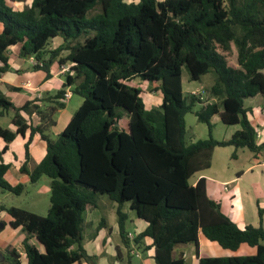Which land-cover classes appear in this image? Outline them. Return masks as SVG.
Wrapping results in <instances>:
<instances>
[{
    "label": "trees",
    "instance_id": "16d2710c",
    "mask_svg": "<svg viewBox=\"0 0 264 264\" xmlns=\"http://www.w3.org/2000/svg\"><path fill=\"white\" fill-rule=\"evenodd\" d=\"M9 1L15 0H0V75L10 70L6 51L21 45L20 56L32 58L33 69L47 76L54 64L68 65L66 87L73 86L83 99L65 130L54 137L51 130L65 108L67 90L53 101H32L21 108L0 90L2 113H12L17 127L13 132L0 125V141L6 143L0 158L28 130L25 165L33 138L39 135L47 143L43 161L31 172L24 166L22 172L33 184L50 179L48 214L0 206L13 218L11 226L26 233L28 264H95L82 241L84 215L97 208V194L118 204L127 248L129 214L124 206L129 204L148 223L134 242L141 245L151 238L156 264H186L176 248L198 246L200 234L226 250L247 244L257 253L203 257L199 264H264L263 209L259 227L241 229L209 197L205 178L191 182L212 167L216 148L247 149L257 158L264 151L249 118L252 110L245 106L246 100L264 96V0H32L21 11ZM56 38L63 45L51 49ZM184 68L191 82L215 75L209 89L214 102L203 105L184 91ZM136 79L158 84L159 107L146 108L143 89L130 85ZM196 105L200 110L195 111ZM190 113L208 125L210 137L188 145ZM24 114L36 116L39 123L29 125ZM215 116L239 130L228 140L213 138ZM126 117L128 131L120 125ZM9 169L0 163V188L20 195L25 186L6 179ZM32 238L44 250L31 244ZM8 251L11 264H21L16 250Z\"/></svg>",
    "mask_w": 264,
    "mask_h": 264
},
{
    "label": "crops",
    "instance_id": "0c3cea01",
    "mask_svg": "<svg viewBox=\"0 0 264 264\" xmlns=\"http://www.w3.org/2000/svg\"><path fill=\"white\" fill-rule=\"evenodd\" d=\"M31 3L32 0H30L28 4H24L21 0L9 1L10 6H12L13 4L14 6L17 5L19 7L18 9H15L18 11H21L26 7L30 6ZM2 31H3V25L0 24V33ZM61 45H63V40L61 38H56L55 40H53L50 48L56 49ZM20 52H21V45L13 46L6 51V56L8 57V64L10 66V70L0 75V90L7 96V98L17 108H21L26 103L32 101H44L46 99L48 101H53L52 97L56 96V94L59 93L60 91L62 90L70 91L72 93V97L65 102V108L59 110V112L57 113L56 116L57 124L51 130V133L54 137L58 136L68 126L74 113L80 108L83 101L75 103V94L73 93V86L66 87L68 74L62 73L61 67L59 66L58 63L53 65V67L51 68L50 76H47V73L45 71L34 70L33 69L34 60L32 58H27V59L22 58L20 56ZM67 54L68 52H63L62 55L66 56ZM71 76H73V74H71ZM130 85L135 87H140L142 83L138 79H136L131 81ZM14 89H18V90H14ZM199 89L200 88H192L187 92L189 93V92L197 91ZM153 98L154 100L158 99L161 102L157 104L158 106H154L153 104H151V106H149V108L151 109L159 107L162 103V96L161 98L158 97H153ZM247 101H249L250 104H247L246 103ZM45 105L46 104L44 102L43 103L41 102V106H45ZM245 106L246 108H250L252 110V112L249 115V118L252 125L260 132V137H258V142L263 143L264 142V112H263L264 96L259 95L255 98L246 100ZM12 117H13L12 113H7V112L2 113V109H0V125L4 128L10 129L13 132H16L17 127L12 124ZM24 117L28 120L30 119L28 115L24 114ZM214 118L212 119V123ZM218 118L220 119V117ZM2 121H4L7 124V126H4ZM32 123L37 125L39 123V119L36 116H33L28 121L29 125ZM120 125L125 131H128L129 130L128 118L127 117L124 118L120 122ZM237 130H239V128ZM30 135H31L30 130H28L25 133V135H18L16 139L8 145V150L4 152L0 158V163L3 162L5 164L10 165V169L6 175V179L14 186H17L19 184L24 185L25 186L24 192H27L28 185L33 183L31 182L30 176L22 172V168L25 166L27 170H29L30 172L35 170V168L43 161V159L47 155V143L44 140H42V138L39 135H37L33 138L30 144L29 147L30 160L28 161L27 165H25L26 163L25 146L30 139ZM5 145L6 143L3 140H1L0 149L3 150ZM252 154H253V158L258 160V162H254V164L251 167H249L247 170L239 174L236 179L231 178L228 180H218L217 178H214L212 176L207 177L203 175V173L201 172L192 182L193 185H196L200 179L205 178L207 193L209 197L219 202L222 211L226 215H228L241 229H245L249 225L254 226V224H251V222H249V220L246 217L247 213L245 208V202L242 195L239 193V190L237 189L235 191L233 190L231 191L230 187L233 184L238 183L240 179L244 177V175L248 171H251L256 167H264V160H263L264 151H262V153L258 156V158L255 156L254 153ZM43 178L44 177H42L37 183H39ZM37 183L33 185H36ZM40 190L43 194L50 195L51 193L50 183L46 182L44 185H42V187L39 188V192ZM0 206L3 205L1 204ZM258 207L262 208L260 203H258ZM49 208L46 207L47 212L49 211ZM95 210L96 209L94 210L90 209L86 213L93 214ZM28 211L42 215L41 213L35 212L33 210L28 209ZM12 221L13 218L7 212L0 210V264H5L6 258L4 254L9 253L8 249L10 247L14 248L16 252L20 255L21 264H28V261L26 263H23L24 258H26L27 260L24 249V241L26 240L27 237L26 233L22 230V228L14 229L11 226ZM86 222L88 223L90 221L88 220L86 221V219H84V224ZM94 222L95 221H93V223ZM128 222L131 223L130 226L133 228V230H127ZM127 223L125 227L128 234V239L130 241V248H127L123 244L127 252V258L124 252L122 251V246L120 245L116 246L115 253L111 250L107 251L105 247L103 248L96 247L95 250L93 251H91L88 248H84L89 255L96 257L95 264H124L125 262L127 264H134V260H137L139 264H156L154 259L155 249L153 248V240L151 238H145L141 245H137L134 242L135 238L147 229L148 223L142 219L135 218L130 215ZM104 226L106 227V220L105 218H100L96 222V226L94 228L98 230V229H102V227ZM262 226L264 227V215H263ZM8 228L13 229L14 232H19L18 235L15 237L14 232L7 233ZM114 230H115L114 227L109 228V234L111 235L112 233H114ZM117 232L121 237L119 224H117ZM37 242L38 241L35 238L30 239L31 244L36 245L40 250H42L41 247L37 244ZM96 242L97 241H94V243ZM209 244H218V243L212 242L208 240L203 234H200L198 246L195 244H187V245L182 244L177 246L176 253L178 256L179 255L183 256L184 260L186 261V264H199L200 258L203 257H233V256L239 257V256H251L257 253L256 248L251 247L247 244L241 245V247L237 251L226 250L218 244L221 249L220 251L219 249L218 250L216 249L217 254L213 255L210 254L211 252H209V246H210ZM245 246H247L248 249H245ZM212 250L213 249H211V251ZM229 251H231V253H229ZM80 264H90V263L82 262Z\"/></svg>",
    "mask_w": 264,
    "mask_h": 264
},
{
    "label": "rangeland",
    "instance_id": "374dc122",
    "mask_svg": "<svg viewBox=\"0 0 264 264\" xmlns=\"http://www.w3.org/2000/svg\"><path fill=\"white\" fill-rule=\"evenodd\" d=\"M24 4H28L30 0H21ZM134 1V0H130ZM12 6H14L12 4ZM14 9H18L19 7L16 5L13 7ZM23 9V8H21ZM100 12V7L97 8L96 11L93 12V14H96ZM52 44V43H51ZM190 73L189 71L184 68L183 70V87L185 89V92L191 90L192 88H200L202 91H204L203 99H201V102L203 105L210 104L214 102V99L211 98L209 94V89L212 87V85L215 82V75L214 74H208L202 78L200 82H191L189 80ZM142 85L140 86L143 89V98L145 100V104L150 110L149 106L153 104L154 106H158L157 104L160 103L158 99H155L153 97L161 98V95L159 96V93L156 91V87L158 84H153L150 82H145L140 80ZM190 94L192 92H189ZM154 100V101H153ZM83 101V99L75 95V103ZM250 101V100H249ZM247 101V104H250V102ZM1 109V108H0ZM200 110V105H196L195 111ZM4 126H7V124L2 121ZM186 122H187V134H186V143L188 145L196 143L199 140L208 139L210 137L209 133V127L207 124L202 123L198 120L196 115L194 113H190L186 116ZM213 129H212V136L213 138L217 140H226L231 137V135L240 128L239 126H230L227 124H224L217 116L213 120ZM236 152V158H233L234 153ZM264 160V159H263ZM261 161V160H260ZM254 162H258L255 158H253V154L247 150V149H239L237 150L234 147H227V148H216L213 155V161H212V167L211 169L203 171V175L207 177H214L218 180H228L231 178H237L239 174L247 170L249 167H251ZM252 171V172H251ZM248 171L244 177L240 179L238 183L233 184L230 187V190L235 191L239 190V193L242 195L244 202H245V208H246V217L251 222V224H254V226L260 225V218H259V207L258 203H260L261 207L264 209V167H256L253 170ZM199 174V173H198ZM196 174L193 176L192 181L195 180V178L198 176ZM50 183V179L47 177H44L39 183L36 185L30 184L28 185L27 192H23L20 195L8 192L6 190H3L0 188V205L8 206V207H16L20 209L25 210H33L35 212H39L42 214V216H46L48 214L46 207H50V195L43 194L39 188L42 187L45 183ZM96 203L97 208L93 212V214L85 213L84 219L86 222L83 227V241H82V247L88 248L91 251L95 250L96 247H105L107 251H113L115 253V248L117 245L122 246V251L124 252L126 258H127V252L123 246L122 238L119 236L117 232V224H118V216H117V210H118V204L114 201H112L108 195H102L97 194L96 196ZM124 212L129 213L130 216H133L135 218H138L136 213L130 209L129 204H126L124 206ZM100 218H105L106 220V227H102V229H95L96 222ZM93 221H95L93 223ZM131 223H127V230H133V228L130 226ZM114 227V233L111 235L109 234V228ZM106 228V229H105ZM14 232L13 229L8 228L7 233ZM19 232H14V236L16 237ZM94 241H97L94 243ZM99 243V244H98ZM37 244L41 247L42 250H44V247L37 242ZM209 252L210 254H217L216 249L220 251V246L218 244H209ZM207 249V248H206ZM211 249H213L211 251ZM245 249H248L247 246H245ZM245 252V251H244ZM242 252V253H244ZM231 253V251H229ZM117 254V253H116ZM6 261L5 264H11L12 257L10 253L4 254ZM26 258L23 259V263H26ZM124 264H127L126 262ZM134 264H139L137 260H134Z\"/></svg>",
    "mask_w": 264,
    "mask_h": 264
},
{
    "label": "built area",
    "instance_id": "2783aa9c",
    "mask_svg": "<svg viewBox=\"0 0 264 264\" xmlns=\"http://www.w3.org/2000/svg\"><path fill=\"white\" fill-rule=\"evenodd\" d=\"M61 71L62 73H68L70 71V67L68 65H63L61 67ZM203 94H204V91H202L201 89L192 92V95H195L196 97H199V98L201 97V99H203ZM71 97H72V93L70 91H67L64 96V101L66 102ZM263 112H264V108H263ZM257 137H260L259 131H257Z\"/></svg>",
    "mask_w": 264,
    "mask_h": 264
}]
</instances>
